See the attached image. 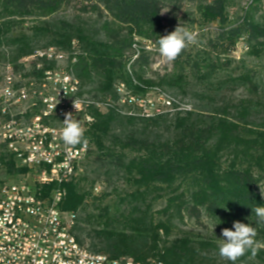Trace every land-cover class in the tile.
Instances as JSON below:
<instances>
[{"label":"trees","instance_id":"1","mask_svg":"<svg viewBox=\"0 0 264 264\" xmlns=\"http://www.w3.org/2000/svg\"><path fill=\"white\" fill-rule=\"evenodd\" d=\"M73 1L82 14L94 15L98 26L92 27L80 15L54 18ZM185 2L195 5L203 23H218L222 28L210 41V48L189 61H183L181 53L171 72L156 80L146 78L153 52L143 41L159 40L168 20L163 12L177 16ZM234 2L0 0V63L19 72L26 66L24 60L36 51L61 49L76 57L72 67L81 81L80 94L100 101H117L118 83H125L131 91L139 82L185 93L187 64L194 78L206 82L209 89L215 85L217 96L225 89L239 88L259 95L261 81L246 66L218 77L224 66L231 64L222 58H227L242 38L249 44V55L264 56V15L256 17L262 0H248L240 21L228 26ZM214 77L218 80L212 81ZM198 97L187 113L145 117L113 106L91 110L95 120L85 133L92 145L90 156L83 173L63 185L66 195L61 204L63 210L76 213L74 231L81 244L85 245L81 238L85 231L81 224L85 223L92 225L87 236L93 252L142 261L158 257L164 264L216 262V256L207 255L218 249L216 240L195 239L187 233L170 239L178 228L176 221L186 218L206 219L215 225L219 236L222 229H232L234 221L252 224L257 227L255 239L264 243V224H257L253 212L254 207L264 206V196L257 190L260 180L264 181V114H257L263 103L245 98L225 104L206 94ZM127 151L135 154L130 156ZM222 154L231 159L228 167L220 162ZM2 172L16 175L26 169L0 148V176ZM89 172L97 177L90 179ZM101 175L107 181L117 176L136 188L121 199L125 207L117 217H111L109 207L102 205L108 194L94 192ZM88 181L90 187L85 185ZM153 194L165 199V206L155 212ZM91 200L98 215L86 213ZM244 262L264 264V248L255 257L250 253L240 257L236 264Z\"/></svg>","mask_w":264,"mask_h":264},{"label":"built area","instance_id":"2","mask_svg":"<svg viewBox=\"0 0 264 264\" xmlns=\"http://www.w3.org/2000/svg\"><path fill=\"white\" fill-rule=\"evenodd\" d=\"M59 56H66V67L52 65ZM75 62V56L50 48L27 57L19 72L2 65L8 71L0 80V148L26 172L10 175L12 179L0 176V264H164L93 252L78 241L76 213L61 208L63 185L83 173L91 146L89 141L66 146L62 122L64 113L72 112L86 131L95 120L92 109L113 106L130 115L152 117L191 107L176 106L166 94L159 95L162 106L152 99L131 97L125 83L116 85L117 101L86 97L80 94ZM74 99L80 102L78 111ZM95 191L99 192L98 186Z\"/></svg>","mask_w":264,"mask_h":264},{"label":"rangeland","instance_id":"3","mask_svg":"<svg viewBox=\"0 0 264 264\" xmlns=\"http://www.w3.org/2000/svg\"><path fill=\"white\" fill-rule=\"evenodd\" d=\"M248 0H235L234 5L230 7L229 9V23L228 26L235 25L238 23L241 19V17L244 15L245 7L247 6ZM80 5L73 1L69 5L63 8L62 11H60L57 15H55V19L60 18H69L74 19L76 16L80 15L88 20V22L91 24V26H98V23L95 22V16L92 14H82L80 9ZM261 11L257 12L256 17H260L261 15H264V0H262V4L260 6ZM163 15L166 19H168L165 22V29L161 36L166 35L172 31H174L175 27L181 24L185 28L189 29L190 31H193L197 34L196 36V42L194 44L189 45L183 52H182V58H184L183 61H189L190 57H193L200 53L201 51H204L205 49L210 48V41L215 39L217 32L222 27L219 26L218 23H212V24H205L200 18V15L195 10V5L191 2H185L182 11L175 16L173 13H169L167 10L163 12ZM226 25V26H227ZM94 29V28H93ZM158 40L153 41H143L144 46L151 50L153 53L151 55V66L146 71V78L156 80L157 76L164 75L165 73H169L174 69V63L168 62L161 58L158 50ZM75 48L76 44H73ZM136 49L139 48L138 45L134 46ZM58 49V48H57ZM61 52H66L61 49H59ZM222 59H229L231 61V64L228 66H224L226 69L218 75V77L223 76L226 72H234L239 71L244 66L248 67V69L252 70L253 73L256 75L258 79H260V86H259V95H252L248 90L245 88H239L236 91H233L231 89H225L222 96H217V88L215 85H211L210 89L208 88L206 82L199 81L197 78H194L192 75V72L188 66L186 65V74H187V83L185 86V93H181L177 88H164L159 85H143L142 83L135 82V89L132 90L133 94H135V97H144L148 99H152L157 105L162 106V100H160V94H166L170 96L172 99H174L175 105L179 106L180 104L189 105L191 107V110H178L174 112H170L171 114H174L176 112L180 113H187L192 111L193 107L198 103L199 97L202 94L213 96L218 103H236L240 99L245 98H252L257 100L259 103H263V107H260L257 109V114L262 115L264 114V56L262 58H257L254 56L249 55V44L245 38H242L236 48L233 50L232 53H229L227 58ZM27 61V58L24 60V62ZM224 61V60H223ZM0 65V78L4 79L5 75L7 74V68ZM55 68L58 67H66V56H64L63 59H60L58 63L52 64ZM217 81L218 79L214 77L212 81ZM138 88V89H136ZM86 97H90L89 95L85 94ZM158 101V102H157ZM129 108V107H126ZM88 129H86L85 133ZM89 141V139H87ZM90 142V141H89ZM90 146L92 147L91 143ZM127 154L132 156L135 154L132 151H127ZM220 162L224 167H228L230 165L231 159L229 155L222 154L220 155ZM86 164V163H85ZM4 178H13L10 175H5L4 172L1 174ZM90 179H94L97 177L93 173L89 172ZM95 187H99V192H96L94 189V192L101 195L102 193L108 194L106 199L102 201L103 206L109 207V212L111 214V217H117L119 214V210L123 209L125 207V204L121 202V199L124 198L127 194L133 192L136 188L133 187L130 183L126 182L124 179H121L117 176H113L110 178V180H106L105 175H101L99 179L94 183ZM86 187H90L91 183L90 181L85 183ZM261 189L264 190V181L261 179L260 182L257 184V190L261 193ZM151 200L153 201V211H158L161 208L165 206V199L163 198H157L155 194L151 195ZM86 213H93L95 215H98V211L95 209L92 200L89 201V204L86 207ZM83 213H80V216ZM176 224L178 228L173 232L170 239H174L176 237H180L183 234L187 233L191 235L195 239H214L217 241V245H219L220 240L224 239L222 236L215 234V227L213 228V225H211L206 219H203V222H198L194 218H186L184 222L176 221ZM81 226L85 229L84 233L82 234L81 238L85 241V245L88 247L91 243V238L88 237V233L91 232L92 225L82 223ZM214 255L216 256V262H207L206 264H229L230 261H227L225 259H222L218 254L217 250H212L207 252V255ZM151 259L158 260V257H153ZM238 264H249L247 262L244 263H238Z\"/></svg>","mask_w":264,"mask_h":264},{"label":"clouds","instance_id":"4","mask_svg":"<svg viewBox=\"0 0 264 264\" xmlns=\"http://www.w3.org/2000/svg\"><path fill=\"white\" fill-rule=\"evenodd\" d=\"M196 36L197 34L195 32L179 24L175 27L174 31L159 37L157 43L161 58L168 62H174L189 45L196 42ZM58 103L59 101L57 100L56 104ZM79 104V101L73 100V107L76 111L79 110ZM62 123L64 127L61 132V139L66 146L75 147L76 145H86L88 143L85 137V129L72 112L64 113ZM261 195L264 196V190L262 189ZM253 212L257 217V224H264V206L254 207ZM257 234L256 226L242 223L239 220L234 221L232 229H222V237L224 239H219V256L222 259L230 261L231 264H236V261L240 257L248 253L252 257H255L258 251L264 248V243L255 239Z\"/></svg>","mask_w":264,"mask_h":264},{"label":"bare ground","instance_id":"5","mask_svg":"<svg viewBox=\"0 0 264 264\" xmlns=\"http://www.w3.org/2000/svg\"><path fill=\"white\" fill-rule=\"evenodd\" d=\"M64 58V56H59V60L60 59H63ZM133 94V92L131 91V97H135V94L134 95H132ZM138 97V96H137ZM141 99H148V98H144V97H141ZM131 259H133V260H137V259H135V258H133V257H131Z\"/></svg>","mask_w":264,"mask_h":264}]
</instances>
